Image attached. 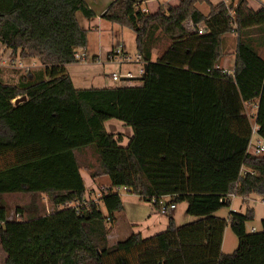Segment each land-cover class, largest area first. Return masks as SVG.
<instances>
[{
  "label": "trees",
  "instance_id": "obj_1",
  "mask_svg": "<svg viewBox=\"0 0 264 264\" xmlns=\"http://www.w3.org/2000/svg\"><path fill=\"white\" fill-rule=\"evenodd\" d=\"M77 13L94 16L84 0H0V44L12 58L40 65L10 70L15 84L4 82L9 70L0 67V195L43 194L52 205L35 217L17 210L12 220L0 206L4 264H264V219L261 232L249 235L253 208L231 211L229 220L215 215L230 207L229 196L264 198V155L248 150L253 125L264 140V59L252 46L264 33V9L251 10L247 0H179L146 13L134 0H114L101 19L134 33L145 79L81 90L65 70L87 43ZM187 20L205 32L186 31ZM230 34L236 48L227 73L219 63ZM19 97L26 100L15 104ZM109 120L132 130L127 146L106 132ZM87 149L97 160L94 169L86 166L90 179L108 182L97 201L87 198L81 175L79 155ZM116 187L154 208L152 199L162 197L185 203L193 221L179 227L169 218L164 233L111 244L122 210ZM228 226L242 246L223 260Z\"/></svg>",
  "mask_w": 264,
  "mask_h": 264
},
{
  "label": "rangeland",
  "instance_id": "obj_2",
  "mask_svg": "<svg viewBox=\"0 0 264 264\" xmlns=\"http://www.w3.org/2000/svg\"><path fill=\"white\" fill-rule=\"evenodd\" d=\"M254 1V0H252ZM264 3V0H259ZM77 22L82 25L84 22V18L80 13H77L76 16ZM117 28L112 37V42L114 46H122L123 49L128 53V55L132 58L136 57V47H135V35L134 33L126 28L115 27ZM109 37H111L109 35ZM5 48L0 51V58L6 60L4 54ZM159 51L153 52V60L157 57V53ZM105 57V58H104ZM2 60H0L1 62ZM100 63L95 62L92 64L91 61L79 62L75 66L71 67L73 69V77L75 80V87L81 89H90L95 87H104V84H99L100 80H96L94 75L98 73L101 68L105 65L108 72L113 71V73H108L109 77L112 74H121L123 75L126 71L131 70V72L135 75H138V65L137 64H121L120 67L115 62H109L106 59V56H100ZM71 70V69H70ZM72 71V70H71ZM77 76H74L76 75ZM107 73V72H106ZM79 75L82 80L79 81ZM86 78V80H84ZM5 83L15 84L17 82L16 79L7 80L3 78ZM105 79H103L104 81ZM83 82V84H81ZM111 87H119L121 86L120 82L115 83L112 80L110 81ZM247 114L251 118V123L254 121L253 111L250 107H247ZM104 127L107 133L114 134L116 136L122 137V147L127 146L130 137L132 136V130L129 127L124 126L120 121L117 120H109L104 123ZM254 128V125L252 126ZM3 158V157H2ZM0 158V164L1 159ZM6 158H11L7 157ZM79 163L81 168V175L87 187V197L92 198L91 200L97 201V192L96 186H92V181L89 177V171L86 166H90L91 169H94L97 166L96 157L91 149H87L82 154L79 155ZM102 191V190H98ZM120 199L122 201V210L116 214V222L113 227V237L115 239H109V242L118 243L123 242L128 239L131 235L140 234L144 239H148L154 235H158L164 233L166 231V227L168 224V219L170 215H179L180 218H176V225L183 226L191 221L193 218L189 217L186 214V204L180 203L175 204V209L168 214H161L158 208H154L150 203L141 201L135 195L130 193H126L124 191H120L119 193ZM167 197L162 199V203L166 204L169 200H166ZM2 200V201H1ZM253 204L256 206V210L258 215H260L261 210L263 208V204L261 202V197L253 196L252 197ZM237 202V201H236ZM0 206H3L7 209L8 213L13 215L14 219H18V215H16L17 210H21L26 214V217H35L40 215H46L51 213L52 205L46 195L43 194H9V195H0ZM102 212H104L103 207L101 208ZM227 209L223 208L219 210L220 216H225ZM152 214L151 218L149 216ZM150 220H149V219ZM149 220V221H148ZM262 221V220H261ZM260 221V222H261ZM253 224H246V231L248 232V228ZM257 224V228L259 232H261V225ZM252 226H255L253 224ZM232 232V231H231ZM111 235V236H112ZM249 236L244 240L247 241Z\"/></svg>",
  "mask_w": 264,
  "mask_h": 264
},
{
  "label": "crops",
  "instance_id": "obj_3",
  "mask_svg": "<svg viewBox=\"0 0 264 264\" xmlns=\"http://www.w3.org/2000/svg\"><path fill=\"white\" fill-rule=\"evenodd\" d=\"M84 1L86 2L89 9L92 11L94 16L91 19H85L84 18V20H83L84 22L82 23V25L78 23L81 28L87 30V43H86L85 47H83L81 49H77L76 51H81L83 49L87 53L88 57L90 58L89 61H91L92 64H94L95 63V61L93 60L94 58H96L97 60H100V56H101V58H102V56H107L108 53H110L114 48L117 47V46H114V44L112 42V37L114 35V32L117 29L115 27H119V26L113 25V24L101 19V15L104 13V11L110 6V4L114 0H84ZM134 1L137 2L138 8L142 12L154 13L163 5H171V6L177 5L179 0H134ZM224 1L225 0H209V2L211 3L212 6H216V5H218ZM247 4H248V7L255 12L259 11L260 9H264V3L262 1H259V0H254V1L247 0ZM197 8L204 16L208 15V13H209L208 6L202 4V5H197ZM109 35L111 37H109ZM254 38L255 39L252 41V46L256 50L258 56L260 58L264 59V33L261 36L259 35V36H256ZM223 41H224V48H225L224 53H225V55L221 59V61L219 63V67L227 73H232L233 69H234V55H235V48H236V38L234 35L230 34V35L225 36L223 38ZM2 50H3V46L0 44V51H2ZM123 51L125 54L128 55V53H126V51L124 49H123ZM10 53H11L10 50L5 48L4 54H5V57L7 59L3 60V58H0V60H2L0 62V67L4 68V70H9V72L4 71V73L7 74L6 76L9 77V80L14 79L13 78L14 74L10 70H14V69L17 70V68L22 69V70L40 68L39 62L37 60H35V59H19L18 57L12 58L10 56ZM156 58H155V60H156ZM155 60H153V53H152V61H155ZM76 64H79V62L66 65L65 70H66L67 74L69 75L74 88L78 89L75 87L76 86L75 80H74L73 73H72L73 69L71 68V67L75 66ZM129 64H135V63L129 62ZM108 73H113V71L108 72V70L106 69V67L104 65L103 68H101V70H99L98 73H96L94 75L96 80L101 79L100 82H98L99 84H104L103 85L104 87H95V88H114V87H111V84H110L111 78L109 77ZM126 73H132V72H131V70H128L124 74H126ZM74 76H77V73ZM103 79H105V80L103 81ZM78 80L79 81L82 80L80 75H79ZM84 80H86V78ZM81 84H83V82ZM79 89L81 90V88H79ZM249 107L253 111L252 115H255L256 114V104H252ZM254 127H256V126L254 125ZM107 185H108V182H107L106 178H99V179L92 181V186H94V187L96 186V189H97L96 190L97 198H99V194H100V191H98V190L105 189V186H107ZM87 191H88V189H87ZM252 197L253 196H250L246 199L233 197L231 199L230 207L227 208L225 216H223V217L220 216L219 212H217L215 215L217 217L227 219V216H228L229 212H231V211L238 213V214H244L245 210L247 208H253L254 213H255L253 224H255V226H252L253 225L252 224L249 228H255L256 231H255V233H249V232H247V233H249V235L258 234L259 230L257 228V224H260V221L264 219V206L261 210L260 215H258L257 210H256V206H254V204H253ZM166 200H169V198L167 197ZM172 211H170V212H172ZM8 215H9L8 220H12L13 219L12 213L11 214L8 213ZM23 216H26V214L23 213ZM151 216H152V214L149 216V218H151ZM18 217H19V215H18ZM170 218L173 219V221L176 224V218H180V216L179 215H170ZM113 227L111 229L109 239H115L112 235L113 234ZM241 246H242L241 242L231 232L230 227L228 226L227 228H225V231L223 234L222 247H221L222 259L228 260V259L232 258L240 250ZM4 263H5V255H4V253L1 249V246H0V264H4Z\"/></svg>",
  "mask_w": 264,
  "mask_h": 264
},
{
  "label": "built area",
  "instance_id": "obj_4",
  "mask_svg": "<svg viewBox=\"0 0 264 264\" xmlns=\"http://www.w3.org/2000/svg\"><path fill=\"white\" fill-rule=\"evenodd\" d=\"M184 28L188 32H197L199 34H203L205 32V26L203 24L200 23L198 24V26H194L193 23L189 20L184 23ZM73 59L76 62H86L89 61L90 58L88 57L87 53L82 49L81 51L74 52ZM106 59L109 62H115L119 66L121 64L129 62H133L138 65V75L132 73H126L124 75L112 74L110 78L113 82H120V85L123 87L134 86L140 83L137 78L141 77L144 73V64L140 55L137 54L136 57L132 58L124 53L122 46H117L110 53H108ZM93 60L97 63H100L99 60H97L96 58H94ZM256 129V127L252 128V137L248 146V150L254 155H264V140L257 136ZM112 191L118 194L120 193V191L128 193L125 188L120 187L113 188ZM163 198L165 197L159 198L157 201H155V199H152V202H157L158 209L161 214H168L170 211L174 210L175 206L173 204H169V202L163 204ZM232 198L233 196H229L228 199L231 201ZM261 202L262 204H264V198H262ZM227 220H229V216H227ZM255 231V228H248L249 233H255Z\"/></svg>",
  "mask_w": 264,
  "mask_h": 264
},
{
  "label": "water",
  "instance_id": "obj_5",
  "mask_svg": "<svg viewBox=\"0 0 264 264\" xmlns=\"http://www.w3.org/2000/svg\"><path fill=\"white\" fill-rule=\"evenodd\" d=\"M146 71H147V67H146V65H144V73H143V75H142L141 77L137 78L139 82H143V81H144ZM25 100H26L25 97H19V98H17V99L14 101V103H15V104H18V103L24 102Z\"/></svg>",
  "mask_w": 264,
  "mask_h": 264
}]
</instances>
